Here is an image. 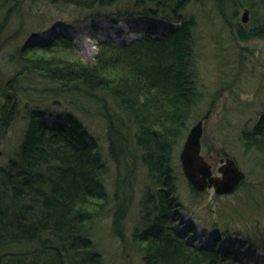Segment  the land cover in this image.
<instances>
[{
  "label": "trees",
  "instance_id": "16d2710c",
  "mask_svg": "<svg viewBox=\"0 0 264 264\" xmlns=\"http://www.w3.org/2000/svg\"><path fill=\"white\" fill-rule=\"evenodd\" d=\"M19 1L2 0L3 6L9 3L0 15L2 37L7 22L19 18ZM208 1L224 18L236 19L243 1L249 8L257 1L264 9L262 0ZM85 3L94 5L96 11L111 8L115 13L164 19L166 32L159 36L150 32L123 44L100 40L91 64L74 53V45L62 33L36 45L39 50L20 49L18 69L0 81V130L12 122L19 103L16 95L25 91L20 76L42 78L38 89H53L70 97L69 103L80 113L101 118L107 152L116 169V186L130 185L137 161L143 166L141 209L146 227L132 231L142 264H243L225 253L183 242L168 225L177 193L174 152L203 97L197 85L196 20L185 11L191 4L203 6L206 0ZM235 26L242 40L264 38V18L249 31ZM18 32L16 28L13 35ZM26 113L27 123L14 156L0 169V194L9 203L0 208V264H104L101 254L92 249L91 237L108 197L107 165L98 142L72 112L58 114L66 123L56 120L51 125L42 120L43 111L37 108L27 107ZM241 138L246 149L264 151V111L250 130H243ZM123 201H115L112 216V230L121 236L127 207Z\"/></svg>",
  "mask_w": 264,
  "mask_h": 264
},
{
  "label": "rangeland",
  "instance_id": "374dc122",
  "mask_svg": "<svg viewBox=\"0 0 264 264\" xmlns=\"http://www.w3.org/2000/svg\"><path fill=\"white\" fill-rule=\"evenodd\" d=\"M2 3L0 0V15L9 5ZM78 3L77 0L19 1V18L12 17L2 30L3 37L0 35L1 82L18 69L20 49L39 50L35 46L52 39L56 33L66 36L74 45L71 48L74 53L91 64L100 40L123 44L150 32L152 36H159L167 29L168 22L164 19L115 13L111 8L96 11L95 6H88L85 0ZM244 9L248 13L246 21L242 22ZM189 13L194 14L196 20L193 34L197 85L203 93L189 128L206 113L201 136L202 155L216 174L225 158L221 152L227 153L244 172V177L227 194H216L212 188L193 192L179 160L188 129L178 140L174 152L177 193L168 225L183 242L193 247L214 249L243 264H264V151L246 149L241 138L243 130H250L264 111V38L242 40L235 33L236 24H240L243 31H249L261 23L264 9L257 1L252 8L243 1L236 19L224 18L206 0L203 6L191 4L185 11ZM16 28L19 32L14 36ZM19 79L24 80L26 87L16 95L19 103L12 122L5 130H0V169L6 168L14 156L27 123V107L43 111L42 120L47 125L56 120L66 123L58 114L66 111L75 114L98 142L107 165L104 182L108 197L92 227V249L101 254L104 264H142L139 244L132 241V231L136 228L141 232L146 227L141 209V190L145 183L143 166L137 161L130 185L116 186V169L107 152L101 118L91 112L80 113L69 103L70 97L57 94L53 89L41 91L38 88L44 81L34 74L21 75ZM122 199L127 207L121 236L112 230V216L115 201ZM7 200L6 195L0 194L1 209L9 205Z\"/></svg>",
  "mask_w": 264,
  "mask_h": 264
},
{
  "label": "water",
  "instance_id": "95a60500",
  "mask_svg": "<svg viewBox=\"0 0 264 264\" xmlns=\"http://www.w3.org/2000/svg\"><path fill=\"white\" fill-rule=\"evenodd\" d=\"M248 10L244 9L241 21L247 19ZM203 118L198 119L189 128L179 152L182 173L190 186L196 191L213 188L216 194L232 192L244 177V172L238 168L235 160L226 156L217 167L218 175L212 174L211 165L201 153V136Z\"/></svg>",
  "mask_w": 264,
  "mask_h": 264
},
{
  "label": "flooded vegetation",
  "instance_id": "af4514ba",
  "mask_svg": "<svg viewBox=\"0 0 264 264\" xmlns=\"http://www.w3.org/2000/svg\"><path fill=\"white\" fill-rule=\"evenodd\" d=\"M224 157H225V156H224ZM216 172H217V169H216ZM212 174H213V175H217L218 172L215 174V173H214V169L212 168Z\"/></svg>",
  "mask_w": 264,
  "mask_h": 264
}]
</instances>
